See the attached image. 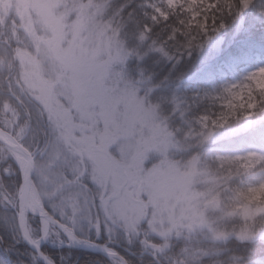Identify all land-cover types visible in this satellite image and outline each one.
<instances>
[{"label":"snow or ice","instance_id":"obj_1","mask_svg":"<svg viewBox=\"0 0 264 264\" xmlns=\"http://www.w3.org/2000/svg\"><path fill=\"white\" fill-rule=\"evenodd\" d=\"M236 3L25 0L0 32V209L36 264H56L45 242L102 264H133L118 249L137 264H264V66L173 96L167 115L126 73L140 45L175 59L154 26L171 20L167 41L185 37L177 54L190 55ZM237 135L238 151L208 149Z\"/></svg>","mask_w":264,"mask_h":264},{"label":"trees","instance_id":"obj_2","mask_svg":"<svg viewBox=\"0 0 264 264\" xmlns=\"http://www.w3.org/2000/svg\"><path fill=\"white\" fill-rule=\"evenodd\" d=\"M262 13H264V0H252L249 7L226 19L225 27L211 34L208 39L209 41L217 33L226 34L228 44L216 55L205 53L208 41L201 49L192 51L190 55H178V42L167 41L166 25L170 24L171 20L154 26L153 38L166 42L164 43L166 50L175 59H168L160 53L148 51L146 45H140L138 50L144 55L140 60H137L135 56L130 57L126 64V73L132 80L141 76L146 78L142 90L149 86L170 85L178 81L200 87L219 88L220 78L223 76V70L219 69L220 61L228 62L230 66H233L237 60L250 62L253 61L251 59L257 50L264 49V14ZM239 19L241 22L236 25ZM127 44L130 48L138 46L134 38L129 39ZM262 127L264 125H258L256 131L259 132ZM245 138L247 137L244 135L230 136L215 144L226 151H238L240 150L238 142ZM6 215L7 213L0 209V263L21 264L23 261L26 264H36V254L24 244L22 239L17 237L12 222L5 219ZM261 247L262 245L258 243L256 251H259ZM43 250L56 261V264H102V258L96 257L93 251L82 248L69 249L44 244ZM118 250L132 260L133 264H137L136 256L124 249ZM135 250L134 248L133 251ZM17 253L22 255L17 256ZM147 259L145 257V264H147Z\"/></svg>","mask_w":264,"mask_h":264},{"label":"rangeland","instance_id":"obj_3","mask_svg":"<svg viewBox=\"0 0 264 264\" xmlns=\"http://www.w3.org/2000/svg\"><path fill=\"white\" fill-rule=\"evenodd\" d=\"M24 2L25 0H4V6L0 7V18H2V22H0V32L7 30L11 26H13V24H15L16 27L19 26L20 18L24 14ZM240 22L241 19L237 21L236 25H239ZM226 38V34L217 33L216 35H214L206 44L205 53L209 55L219 54L220 51L228 44ZM251 60L253 61L243 62L241 60H237L236 62H234L233 66H230L229 63L226 61H220L219 69L223 70V76H221L220 78V86L225 83L237 81L241 79L246 73L255 70L258 67L264 66V49L257 50ZM148 88H151V92L148 97L149 100L153 103H158L160 105V111L164 115H167L171 109V104L169 103V101L173 96H176L181 99H189L196 93L202 94L204 92H209L213 89H217L214 87H200L191 83L178 81L170 85L166 84L161 86H149L142 90L141 94H143V92ZM200 110L201 106H194L193 111L198 112ZM173 123L174 125H178L179 120H174ZM225 135H227V133ZM208 149L226 151L219 147L217 144H212L208 146ZM42 244L56 246L51 242H45ZM20 255L22 254L17 253V256ZM21 264L26 263L22 261Z\"/></svg>","mask_w":264,"mask_h":264},{"label":"clouds","instance_id":"obj_4","mask_svg":"<svg viewBox=\"0 0 264 264\" xmlns=\"http://www.w3.org/2000/svg\"><path fill=\"white\" fill-rule=\"evenodd\" d=\"M6 6V5H5ZM240 11V5H239V3H238V0H237V3L234 5V8H233V14L234 13H237V12H239ZM232 14V15H233ZM232 15H230V16H232ZM230 16H226L225 17V20L226 19H228ZM185 19H186V21H187V16H185ZM0 22H2V18H0ZM184 39H185V37H178V39H177V42H178V45L180 46V44H182L183 43V41H184ZM196 49L195 48H193L192 49V51H195ZM218 89V88H217ZM16 235H17V237L18 238H20V239H22L23 241H25L27 244H29L28 243V241H26L18 232L16 233ZM30 245V244H29ZM221 245L222 246H226L225 245V242H221Z\"/></svg>","mask_w":264,"mask_h":264},{"label":"water","instance_id":"obj_5","mask_svg":"<svg viewBox=\"0 0 264 264\" xmlns=\"http://www.w3.org/2000/svg\"><path fill=\"white\" fill-rule=\"evenodd\" d=\"M23 241V240H22ZM24 242V244L31 250V251H33L34 253H35V250L32 248V246L31 245H29V244H27L25 241H23ZM79 248H82V247H79ZM82 249H86V250H90V249H87V248H82ZM40 251L41 252H43L44 254H46L45 252H44V250H43V248H42V244H41V249H40ZM90 251H92V250H90ZM36 254V253H35ZM47 255V254H46Z\"/></svg>","mask_w":264,"mask_h":264}]
</instances>
